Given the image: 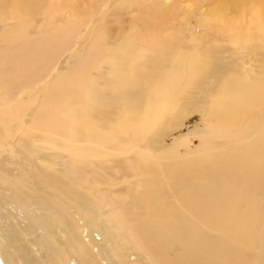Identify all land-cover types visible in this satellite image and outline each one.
<instances>
[{"label": "bare ground", "instance_id": "1", "mask_svg": "<svg viewBox=\"0 0 264 264\" xmlns=\"http://www.w3.org/2000/svg\"><path fill=\"white\" fill-rule=\"evenodd\" d=\"M55 1L0 0V264H264V0Z\"/></svg>", "mask_w": 264, "mask_h": 264}, {"label": "rangeland", "instance_id": "2", "mask_svg": "<svg viewBox=\"0 0 264 264\" xmlns=\"http://www.w3.org/2000/svg\"><path fill=\"white\" fill-rule=\"evenodd\" d=\"M113 1L114 0H108V1H106V7L108 8ZM174 1L175 0H173V2H171V4H172V6L170 7L171 9L168 8L169 13L171 14L169 16V19L170 20H173V21L175 19L174 22L176 24L173 22L174 23L173 25H176L178 28L180 27V24H178V22L176 20V17H177V19H179L180 14L198 15L199 16L200 14H203L202 12H205L204 14H207V15H211L212 14L211 15L212 16L211 19H212V21H214V22L217 23L218 28L219 27L220 28L226 27V25L224 26V24H221L222 27L219 26V24L217 22V16L214 13V10H215L214 9V4L216 2L224 1V2H228L227 5H229L230 3L234 2V0H199V1H197V0H176V5H175L174 4ZM235 1H238L240 3V5H239L240 12L239 13L237 12V14H238L237 17L239 19L244 18L246 16V14L250 12L249 9L253 7V4H259V2H260V0H256V1L255 0L254 1L253 0H235ZM96 2H97V0H56L55 1V4H54V8L57 10V12L59 14H62L64 10L73 9V10L78 11L79 15L82 16V15L86 14L90 10L91 7L95 6V3ZM134 5H136V6H134ZM129 6H127L123 10V11H126L127 10L126 12H124V14H123L124 16L123 15L121 16L122 13L119 12L120 18L124 17V20H125V18L127 17L126 18V21L127 20L129 21V20L132 19V16H133V14L135 13L136 10L145 11V8H146V7L142 6V5L136 4L135 2H133L132 5H129ZM185 8H186V11L188 10L187 12L184 11ZM129 9H131V12H130ZM173 10H174V12H172ZM163 11H164V13H166L165 10H163ZM190 12H192V13H190ZM172 13H175V15H172ZM213 14H214V17H213ZM96 18H97V16H96ZM194 21H195V17H193V19H192V26H193V28L199 30V26L198 25H195V22ZM164 23H165V25L166 24H171V23H166V22H164ZM185 23H186V20L184 22H182V24H181L182 27H183V25H185ZM116 27L119 28L118 25L115 26V28ZM193 28H191L192 29V32L190 31L188 34H185V35H187L188 39L193 38V34H191V33H193ZM218 28H216V31H215L216 36H218V33L221 35V33L223 32L221 29H218ZM226 29H227V27H226ZM84 32H86V30H84L82 33H84ZM212 37H213V34H212ZM186 41H188V40H186ZM188 44H190V42H188ZM248 56L249 57L246 56L247 57L246 59H249L250 58V59H252V61L258 63L257 58L255 56H253V54H250L249 53ZM246 67H248V66H246ZM205 93H207V90H206ZM200 110L201 109H198V110L193 111V112H184L181 116H182L183 119L186 118V120H185V126L178 131V134L180 133L182 135V137H185L186 135H184V134H186L189 129L194 130L193 133L191 134V137H192V140L195 139V142H194L195 144H199V141H197L198 138L196 136H194V135L201 134L202 130L204 129V127L206 125L205 122L203 121L202 112H200ZM260 114L262 115L263 114V111L260 110ZM172 121H173L172 118H169V120L167 119V121H166L167 124L165 125V123H166L165 122L164 124H162L160 126L162 128V130H164L166 127H171ZM202 133H204V132H202ZM169 138H170V136L167 137V139H169ZM166 141L168 143L170 142L169 140H166ZM2 220L3 221L5 220L4 217H2ZM83 231L81 232V236H83L85 234ZM23 236H27V240H29V241L31 240V244L27 240H26L27 241V243H26L25 237H23ZM23 236H21V239H20V242L21 243L20 244L22 246L24 245L25 248L26 247H29L28 251H29L30 255L31 254L32 255L37 254V252L36 251L34 252V250H37V251L38 250H43L42 249L43 247L38 244V241H37V240H39V238H38L39 236L38 235H35V234L25 235L24 234ZM25 244H27L28 246L27 245L25 246ZM38 245L41 248L38 247Z\"/></svg>", "mask_w": 264, "mask_h": 264}]
</instances>
